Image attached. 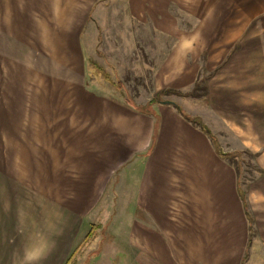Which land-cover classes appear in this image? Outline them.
Instances as JSON below:
<instances>
[{
	"label": "rangeland",
	"instance_id": "obj_1",
	"mask_svg": "<svg viewBox=\"0 0 264 264\" xmlns=\"http://www.w3.org/2000/svg\"><path fill=\"white\" fill-rule=\"evenodd\" d=\"M63 1L72 3L67 12L84 13L82 21L76 30L64 31L62 42L58 37L29 48L33 78L25 76L24 64L13 62L14 54L0 47V264L136 262L133 244L124 236L137 225V192L127 190V176L115 168L110 152L106 157L105 143L91 142L103 138L102 129L86 122L69 126L70 120L51 110L45 99L37 105L34 94L46 85L40 70L51 76L84 72L86 91L138 110L156 101L187 99L198 105L212 88L213 106L201 114L218 133L219 150L238 176L247 209L256 216V221L251 218V247L246 252L250 262L245 258L241 264H264V0H224L218 17L229 25L213 32L195 30L197 18L181 12L183 0H170L166 8L160 7L161 0H89L90 5L85 0ZM153 8L166 13L160 14L161 28H167L171 16L175 34L153 29ZM48 20L55 22V15ZM63 27L66 30L67 24ZM185 37L192 44L185 65L192 66L194 77L188 89L179 90L167 85L170 72L165 62L168 50ZM29 94L36 106L32 105V115L23 109L24 99L31 104ZM224 97L221 118L215 100ZM25 113L32 127L24 128ZM11 118H18L12 126ZM233 123L239 125L238 135L230 128ZM63 126L74 131L72 137ZM80 132L86 134L80 137L85 138L83 144L75 140ZM249 132L257 142L250 143ZM66 138L70 143L63 141ZM27 148L41 158L23 159ZM177 204L178 200L174 212L182 215Z\"/></svg>",
	"mask_w": 264,
	"mask_h": 264
},
{
	"label": "crops",
	"instance_id": "obj_2",
	"mask_svg": "<svg viewBox=\"0 0 264 264\" xmlns=\"http://www.w3.org/2000/svg\"><path fill=\"white\" fill-rule=\"evenodd\" d=\"M168 1L170 0H161L160 7L166 8ZM64 2L0 0V47H6L9 56L14 54L13 62L19 60L24 64V73L28 78L34 76L30 69L33 61L29 48L48 45L49 41L58 37L62 42L64 31L76 30L78 23L82 21L80 19L84 13L67 12L72 3ZM77 3L80 4V1ZM179 3L182 13L196 16L197 32L224 31L229 25L228 22L224 23V18L218 17L222 16L219 4L224 5V0H194L193 3L192 0H183ZM84 4L90 5L89 0H85ZM151 5L154 7V3ZM228 5H232L231 1ZM158 6L159 4L157 8ZM156 11L153 8L150 14L153 29L157 33L162 30L175 34L177 26L172 23L171 16L167 28H161L160 14L166 13H160L159 9ZM89 12H86V18H89ZM52 15H55V22L48 20ZM34 16L39 17L36 20L33 19ZM64 24H67L66 30ZM55 28L57 32L53 35L51 31ZM186 39L168 50L165 62L170 72L167 85L179 90L188 89L194 77L192 66L185 65L189 62L187 52L192 45ZM156 44L159 45V42ZM206 46L208 47L207 43L204 44ZM21 47L24 50H20ZM67 72L70 71L53 72L55 76H51L52 73L40 70V78L46 85L38 87L34 94L35 100L38 105V101L45 99L51 110L56 109L67 122L70 120L69 126L86 122L104 132L101 133L102 139L96 138L91 142L105 143L106 157L110 152L115 168H122L121 173L127 176V190L137 192V225L124 236L135 245L136 249L130 246V250L134 249L136 254L134 264H241L245 258L249 261L250 257L246 252L251 247V220L256 221V216L252 210L247 209L241 196L238 176L226 154L219 150L218 145L222 144L218 133L206 123L201 114L213 106L212 88L208 90L207 98L199 100L202 102H198V105L187 99L171 101L187 116H199L202 123L208 125V133L200 125L187 119L173 103L148 102L144 109L138 110L132 105L112 99L111 96L97 97L94 92L86 91L84 72L65 76ZM12 77L15 78L14 75ZM31 95H28L31 104L24 99L25 112L31 111L32 105L36 107L31 101ZM224 101L225 97L215 100L216 106L218 103L220 105L215 112L221 118L219 109L222 110ZM15 107L18 111L21 109L20 105ZM27 116L28 113H25L24 128L34 125L31 117ZM17 119L11 118L8 123L12 126ZM65 126L63 130L67 137H72L74 131L68 127L65 129ZM230 128L236 135L240 133L238 124L233 123ZM83 133L75 136V140L78 138L81 144L85 142V138H80L85 137L86 134ZM249 136L250 143L257 142L250 132ZM67 140L69 138L63 141L70 143ZM31 141L28 143L31 144ZM39 142V150H42ZM25 152L28 155L25 156ZM25 152L23 159L41 158L38 153L33 156L30 148ZM40 184H45V180ZM177 200L182 215L174 212ZM126 249L129 250L128 247Z\"/></svg>",
	"mask_w": 264,
	"mask_h": 264
},
{
	"label": "trees",
	"instance_id": "obj_3",
	"mask_svg": "<svg viewBox=\"0 0 264 264\" xmlns=\"http://www.w3.org/2000/svg\"><path fill=\"white\" fill-rule=\"evenodd\" d=\"M173 104L177 106V108L182 112V114H183L187 119H189V120H191L192 122H194V123L200 125L204 130H206L208 133H210L209 129H208L205 125H203V123H202L199 119L194 118V117H189V116H187V115L181 110V108H180L176 103H173Z\"/></svg>",
	"mask_w": 264,
	"mask_h": 264
},
{
	"label": "water",
	"instance_id": "obj_4",
	"mask_svg": "<svg viewBox=\"0 0 264 264\" xmlns=\"http://www.w3.org/2000/svg\"><path fill=\"white\" fill-rule=\"evenodd\" d=\"M167 103H174V102H171V101H166Z\"/></svg>",
	"mask_w": 264,
	"mask_h": 264
}]
</instances>
